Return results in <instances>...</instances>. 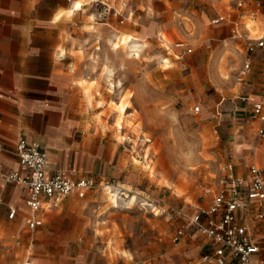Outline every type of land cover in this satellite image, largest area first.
I'll return each instance as SVG.
<instances>
[{
    "label": "rangeland",
    "instance_id": "374dc122",
    "mask_svg": "<svg viewBox=\"0 0 264 264\" xmlns=\"http://www.w3.org/2000/svg\"><path fill=\"white\" fill-rule=\"evenodd\" d=\"M234 2L132 0L124 22L114 10L121 0L93 9L78 82L83 108L95 131L114 135L129 153L139 176L126 189L96 182L54 208L34 246L36 264H190L201 253V239L173 240L185 223L176 212L207 205L225 166L264 168V138L231 111L243 88V38L213 23ZM245 22L251 40L264 34V12L249 11ZM263 66L244 84L254 93L264 86ZM25 249L14 238L1 243L0 264H15Z\"/></svg>",
    "mask_w": 264,
    "mask_h": 264
},
{
    "label": "crops",
    "instance_id": "0c3cea01",
    "mask_svg": "<svg viewBox=\"0 0 264 264\" xmlns=\"http://www.w3.org/2000/svg\"><path fill=\"white\" fill-rule=\"evenodd\" d=\"M117 1L0 0V144L5 148L0 153V244L14 238L17 247L26 248L24 252L15 253V264L27 256H31L36 264L33 250L38 234L46 225L48 214L67 198L58 206L40 212L44 224L30 231L25 188L22 184L7 182L4 177L10 171L24 172L15 153L20 137L39 142L47 151L49 174L61 171L76 180L91 177L100 184L116 182L123 189L132 187L138 180L135 164L129 153L122 151L114 141V135L95 131L93 124L89 123L91 111L83 108L82 87L78 84L86 74L82 71L86 64L84 52H87L89 41L93 40V33L88 28L93 9H102L105 5L110 7ZM77 3L80 7L74 9ZM230 6L232 11L219 15H231L241 23L242 33L252 37L245 19L249 11L254 15L264 12V9L251 4L244 8L241 17L235 2ZM68 12L72 13L71 16L67 15ZM225 22L232 30V24ZM240 41L243 42L244 66L249 52L247 40L243 38ZM251 58L253 66L247 79L262 68L264 50H258ZM247 81L243 82L238 96L242 100L244 94L248 95V100L240 103L243 119L241 117L238 121H244L245 115L247 121L256 125L257 134L260 122L252 114L251 102L258 98L260 89L257 93L252 92L244 87ZM251 164L247 165L246 173L242 168L237 172L233 169L234 176L247 177ZM212 198L202 206H209ZM11 207L17 209L14 219L9 218ZM187 240L201 241V253L191 259L199 258L212 249L211 239L200 232L181 242Z\"/></svg>",
    "mask_w": 264,
    "mask_h": 264
},
{
    "label": "built area",
    "instance_id": "2783aa9c",
    "mask_svg": "<svg viewBox=\"0 0 264 264\" xmlns=\"http://www.w3.org/2000/svg\"><path fill=\"white\" fill-rule=\"evenodd\" d=\"M132 0H122L115 13L132 18L133 11H129ZM251 4L262 8L264 0H235V8L243 17V10ZM225 21L232 24V36L247 40L248 58L238 76L240 83L245 82L252 69V54L264 50V35L251 40L242 33L241 23L231 15L222 14L213 19L215 25ZM192 50H186L185 52ZM248 95H243V101ZM201 111V105L196 106V112ZM253 116L260 122L257 128L258 138H264V86L261 87L257 99L251 102ZM0 144V153L4 151ZM16 152L24 172L10 171L4 174L7 182L22 184L25 188V202L30 210L28 227L31 232L44 224L40 215L45 208L58 206L66 197L77 193L86 196L87 192L96 186L94 178L86 177L73 179L63 172L53 174L47 172L48 153L37 141H28L20 137L16 144ZM225 174L221 177L217 191H213L212 203L189 214L179 211L176 214L185 223L179 225L173 235L175 242L185 238H193L195 232L211 239L212 249L199 258L191 259L190 264H264V168L253 163L249 166L247 177L234 176V165L224 167ZM17 214L15 207L10 208L9 218L14 219ZM175 214V215H176ZM18 244H21L19 241ZM17 264H34L31 256Z\"/></svg>",
    "mask_w": 264,
    "mask_h": 264
},
{
    "label": "bare ground",
    "instance_id": "6f19581e",
    "mask_svg": "<svg viewBox=\"0 0 264 264\" xmlns=\"http://www.w3.org/2000/svg\"><path fill=\"white\" fill-rule=\"evenodd\" d=\"M154 38V37H153ZM242 69H243V66H242V68H241V70H240V72L242 71ZM240 72H239V74H240ZM239 76V75H238ZM239 82V81H238ZM240 83V82H239ZM240 84H243V83H240ZM241 102H243V98H242V100L241 99H239L238 100V102H236V104H234V106H233V108H232V113L233 114H237V112H239V113H241V112H243V111H240V109H241ZM238 113V114H239ZM246 140V139H245ZM15 153H16V155L18 156V154H17V152H16V150H15ZM18 159H19V156H18ZM112 195L116 198L117 196H118V194L116 193V192H113L112 193Z\"/></svg>",
    "mask_w": 264,
    "mask_h": 264
},
{
    "label": "clouds",
    "instance_id": "9594fccd",
    "mask_svg": "<svg viewBox=\"0 0 264 264\" xmlns=\"http://www.w3.org/2000/svg\"><path fill=\"white\" fill-rule=\"evenodd\" d=\"M79 7H80V4L77 3V4H75L74 9H75V8H79ZM63 14H64V13H61V15H63ZM71 14H72L71 12H68V13H67L68 16H71ZM56 19H59V16H57Z\"/></svg>",
    "mask_w": 264,
    "mask_h": 264
}]
</instances>
